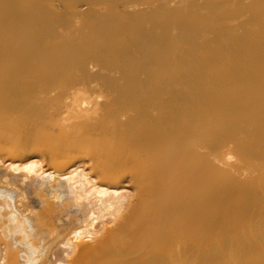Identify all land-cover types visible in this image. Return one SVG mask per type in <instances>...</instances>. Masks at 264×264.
Segmentation results:
<instances>
[{
  "label": "bare ground",
  "instance_id": "obj_1",
  "mask_svg": "<svg viewBox=\"0 0 264 264\" xmlns=\"http://www.w3.org/2000/svg\"><path fill=\"white\" fill-rule=\"evenodd\" d=\"M0 264H264V0H0Z\"/></svg>",
  "mask_w": 264,
  "mask_h": 264
}]
</instances>
